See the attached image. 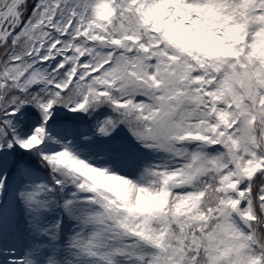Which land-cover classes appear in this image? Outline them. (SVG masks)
Listing matches in <instances>:
<instances>
[{"label": "snow or ice", "instance_id": "snow-or-ice-1", "mask_svg": "<svg viewBox=\"0 0 264 264\" xmlns=\"http://www.w3.org/2000/svg\"><path fill=\"white\" fill-rule=\"evenodd\" d=\"M0 264H264V0H0Z\"/></svg>", "mask_w": 264, "mask_h": 264}]
</instances>
